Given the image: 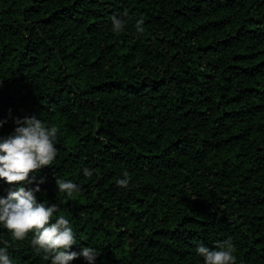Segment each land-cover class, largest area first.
I'll return each instance as SVG.
<instances>
[{
	"label": "trees",
	"instance_id": "1",
	"mask_svg": "<svg viewBox=\"0 0 264 264\" xmlns=\"http://www.w3.org/2000/svg\"><path fill=\"white\" fill-rule=\"evenodd\" d=\"M33 116L58 129L29 178L70 251L204 264L199 245L231 239L234 264H264V0H0V138ZM33 238L0 225L12 264H51Z\"/></svg>",
	"mask_w": 264,
	"mask_h": 264
},
{
	"label": "clouds",
	"instance_id": "2",
	"mask_svg": "<svg viewBox=\"0 0 264 264\" xmlns=\"http://www.w3.org/2000/svg\"><path fill=\"white\" fill-rule=\"evenodd\" d=\"M113 31L118 32L124 27V22L112 18ZM143 21L136 23L137 33H142ZM14 131L0 138V180L9 185H15V190H10L6 198H0V225H3L17 241H23L29 233L34 234L31 243L37 252L42 253V258L51 260V264H70L71 261L83 257L87 264H94L98 251L92 247H83L80 252L70 249L76 245V239L70 222L60 216L51 223L53 214L59 211L56 204L50 206L37 199L41 192V179L35 181L33 176L38 170L52 164L57 156L55 144L57 142L56 127H47L45 123L33 117L16 120ZM83 174L90 177L93 173L84 168ZM123 178L117 181L119 187L127 188L129 175L124 172ZM36 184L25 187V184ZM56 186L61 193L69 196L79 191L78 185L63 179L56 180ZM234 244L231 239L219 242L215 250L204 245H199L197 254L204 258V264H234ZM0 264H12L5 247L0 248Z\"/></svg>",
	"mask_w": 264,
	"mask_h": 264
}]
</instances>
